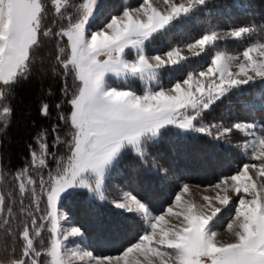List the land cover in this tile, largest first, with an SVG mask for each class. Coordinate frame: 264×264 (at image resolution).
Returning <instances> with one entry per match:
<instances>
[{
	"label": "snow or ice",
	"instance_id": "snow-or-ice-1",
	"mask_svg": "<svg viewBox=\"0 0 264 264\" xmlns=\"http://www.w3.org/2000/svg\"><path fill=\"white\" fill-rule=\"evenodd\" d=\"M207 4L208 0H163L157 6L153 0H144L140 7L125 8L120 15L112 16L101 30L91 31L92 22L106 7L104 0H0V101L7 98L19 80L28 78L34 49L40 47L42 38L53 35L60 40L66 38L65 47L57 45L55 62L65 77L71 74L79 82L67 100L70 114L59 117L73 129L70 154L57 162L55 174L49 172L47 180L39 177V192L37 180L28 174V168L15 174L19 195L30 193L36 212L46 197L47 208L38 225L37 217L20 201V211L30 218V224L25 223L18 233L21 253L7 261L0 260V264H264V122H237L231 127L199 123L202 114L233 89L257 80L264 82V43L249 45L240 54L243 60L236 65L238 71L231 68L239 55L216 52L206 71L190 73L167 90L151 87L162 69L178 65L187 57L179 48L148 56L146 42ZM49 8L56 17L53 25H63L55 32L43 23ZM255 31V26L235 27L223 35L211 30L187 47L199 48L193 54L200 55L220 40L244 39ZM132 49L135 54L129 58L126 50ZM112 77L138 79L147 86L137 94L132 89L112 86ZM67 89L65 84V96ZM12 111L10 106H3L0 118L10 116ZM48 112L49 105L45 103L41 114L47 116ZM169 125L216 140H225L233 130L239 131L250 137L240 147L254 163H245L235 174L211 185L206 190L211 194L200 197L203 203L191 199L190 188L184 184L173 203L159 215L153 214L148 203L136 195L125 193L121 201H113L114 207L137 214L147 224V229L121 255L68 249L69 237L82 233L78 227L62 230L58 208L61 201L73 198L77 189H87L93 197L107 200L105 178L113 163L126 149L143 156L146 143L158 138ZM37 141L39 153L31 152V164L44 168L50 155L46 134L41 133ZM230 204L234 213L227 217L226 230L231 238L221 240L215 225L224 222V210ZM12 218L13 208L0 194V227L10 235ZM45 227L50 233L47 247L39 239ZM42 256L47 259L42 261Z\"/></svg>",
	"mask_w": 264,
	"mask_h": 264
},
{
	"label": "trees",
	"instance_id": "trees-1",
	"mask_svg": "<svg viewBox=\"0 0 264 264\" xmlns=\"http://www.w3.org/2000/svg\"><path fill=\"white\" fill-rule=\"evenodd\" d=\"M111 1L106 0V3L111 4ZM74 2L79 3L80 0ZM123 3L122 0H114L112 6L117 7V10L113 11V14L119 11ZM106 16L104 19L108 20ZM101 18L103 15L99 17ZM54 19H56L54 11L49 8L43 23L45 27H52L55 32L63 25L59 23L53 25ZM104 19L93 28L104 25L106 22ZM213 21H218L226 27L255 26V32L242 39L243 43L239 41L237 48L242 49L256 40L264 39V0L211 2L192 13L190 18L183 20L182 23H173L162 33H177L173 39H179L181 36L187 42L203 35L209 27L208 24ZM180 24L183 25L182 28L178 26ZM162 33H157L147 42V52L155 50L154 47ZM58 43L60 47H65L66 38L60 40L55 35L42 38L40 47L34 49L33 66L28 78L19 80L7 98L0 101V110L5 105L13 109L10 116L0 118V194L5 195L6 205L10 204L13 208L12 234L0 228V260L7 261L21 253L22 241L18 233L25 223L30 224V218L20 211V201L23 200V207L28 208L37 217L38 225L41 223L39 218L45 214L47 208L46 197L41 199L40 211L36 212L35 206L31 203V194L23 197L19 195L16 172L28 168V174L37 180L39 192V177L43 176L47 180L49 172L55 174L57 162L66 159L70 154L68 145L73 129L70 123L60 120L59 117L61 114L64 116L70 114L71 106L67 100L78 89L79 82L75 81L71 74L65 77L62 67L55 62ZM53 68L56 72H53ZM112 81H115V87L136 88L125 84L128 81ZM135 81L138 82V89L135 90L144 92L142 82L138 79ZM65 84L68 86L67 96L64 93ZM45 103L49 105L47 116L41 114V107ZM262 103L264 82L242 85L205 111L201 121L205 124L215 121L232 126L236 120H253L261 124L264 122ZM57 104L61 105L59 109L56 107ZM41 133L46 134L50 153L47 157V167L44 168L33 167L31 164V152L39 153L37 138ZM232 135L225 140H216L213 136L184 132L174 125L167 126L162 130L161 138L146 143L143 156L132 149H126L114 162L112 166L120 169L117 173L114 171V174L111 168L107 172L105 190L107 200L101 201L93 197L87 189H77L73 198L62 200V205L75 224L84 230L85 244L90 250L103 256L121 254L137 240L140 231H136L135 228L136 217L114 208L111 200L113 190L110 189L112 183L130 190L148 203L154 211L162 212L184 183L212 185L222 177L236 173L245 163L252 161L250 155L239 145L244 137L236 131ZM151 156L156 162L155 167L151 164ZM49 238L50 233L45 227L39 238L43 240L44 247H47ZM36 246L39 250V240ZM46 259L44 256L41 257L42 261Z\"/></svg>",
	"mask_w": 264,
	"mask_h": 264
},
{
	"label": "rangeland",
	"instance_id": "rangeland-1",
	"mask_svg": "<svg viewBox=\"0 0 264 264\" xmlns=\"http://www.w3.org/2000/svg\"><path fill=\"white\" fill-rule=\"evenodd\" d=\"M122 1L124 3H123L122 6H120L119 11L116 14L115 13L113 14V11L117 10L116 9L117 7L112 6L114 0H112L110 2L111 4L106 3V0H104V3L106 5V7L103 10V14H102L103 15V18H101V19L103 20L105 18L104 16H106V15H107L106 17L109 18L108 20H105L104 19L106 21V22L104 21L105 24L110 20V18L112 16L120 15L125 8H133V9L134 8H138L144 2V0H122ZM215 1H220V0H208V3L215 2ZM162 2H163V0H153V3L156 4L157 6H160L162 4ZM177 2H179V0H177ZM118 4H119V2H118ZM110 7H114V8L109 9ZM101 16H99V17H101ZM108 16H110V17H108ZM99 17L98 18H95L94 19V22H92L91 29H90L91 31L101 30L104 27L105 24L102 25V26H100V27L93 28L94 25L96 26L101 21V19H99ZM182 22L183 21H181V23ZM178 26L180 28L183 27V25H181V24L178 25ZM208 26L209 27L206 29V31L203 33V35L206 32L211 31V30H215L218 33H220L221 35H223L224 33L229 32L233 28H235L233 26L226 27V26H224V24H221L218 21L210 22L208 24ZM203 35H200V37H197L194 40H190V41H187L186 42L185 40H183V38L181 36H180L179 39L174 38L175 39L174 40L173 37H176L177 36V33H171V34L169 33V34H167L165 32V33H162L160 35V39L157 42L156 46L154 47V49H155L154 51L152 50V52H147V49L148 48L146 49V47H145V51H146V54L148 56L163 55L165 52L169 51L170 49L179 48L181 50V55L187 57V59L181 61L178 65H174V66H170V67H166V68L162 69L161 72H160L158 81H154L152 83V85H151V87L154 90H159L161 87L163 89L167 90V89L173 87L175 85V83L182 82L184 79H187V77H188V75L190 73L191 74H198V73H200L202 71H206L207 68L210 66L211 59L213 58V56L215 55L216 52H224V53L231 54V55H234V56H238L239 55L240 56V59L239 60H236V61H233L232 68H231V70L233 72L238 71V69L236 68V65L239 64L243 60V57L240 54L249 45L246 46V47H244V48H242V49L241 48H237V45H239L240 42H242V39H235V38L228 37L226 39H223V40L218 41L213 48L206 50L205 52L201 53L200 55H194L193 54L194 52H199V48L189 50L188 47H187V45L188 44H191V43H194L195 40L200 39ZM248 39L249 38H247V40ZM257 42L264 43V39H262V40H256L255 42L251 43L250 45L255 44ZM146 44H147V42H146ZM126 51H128L129 58H132L134 56V54H135V50L134 49H132V50H126ZM100 59H104V57L101 56ZM110 80H111V82H110ZM112 80H122V79H117L115 77H112V78L109 79V83L112 84V86L115 87V81H112ZM135 80L136 79H134V80L133 79H131V80L129 79V80H127L128 82L125 83V84L131 85L134 88L136 87L135 89H138V87H137L138 86V84H137L138 82H136ZM141 82H142L141 83L142 84L141 85L142 89H145L146 86H147L146 83L143 82V81H141ZM258 82H260V81L257 80L255 83H258ZM127 89H131V88H127ZM135 89H132V90H135ZM135 91L137 92V94H142L143 93V92L140 93L137 90H135ZM237 122L252 123V122H255V121H253V120H247V121H245V120H236V121H234V123H237ZM199 123H202L204 125L216 124V125H218L220 127H231L230 124L229 125H227L225 123L221 124V123L215 122V121L214 122L211 121V122L205 124L204 122H202L200 120ZM255 123L256 124H259L260 122H255ZM213 131H216V130L214 129ZM235 131L236 130H233L232 133L229 136H233L232 134ZM236 132H239V131H236ZM240 134H241V136L244 137V140L239 144V145H242L243 142L245 141V139H250V137H245L241 132H240ZM159 138H161V135L158 138H156V139H159ZM148 142H151V141H148ZM148 159H149V157H148ZM151 159H152V163L151 162L150 163L152 164L153 167H155V163L156 162L154 160V157L151 156ZM248 163H254V161H250ZM114 167L115 166H112L111 167V169H113L112 170L113 171L112 172L113 174H114V171H116V173H117L119 171V169H120V168H117V167L114 168ZM114 169H116V170H114ZM107 174H106V177H107ZM228 176H230V175H228ZM115 180H116V178H115ZM184 184H187L189 186L190 191H191V197L190 198L193 199V200H195L197 203H203V201L200 199V197L202 195H209V194H211L210 191H206L207 189H210L211 185L201 186V185L196 184V183H193V182H188V183H184ZM105 185H106V178H105ZM106 187H107V185L105 186V189H106ZM181 187L179 188L177 194L180 192ZM110 189L113 190V191H111V193H112V197H111L112 202L113 201H121L123 199V196H124L125 193L134 195L130 190L125 189V188H122L121 186H118V184H116V183H112V185L110 186ZM188 198L189 197H187V196L185 197V199H188ZM234 199H235V197H234ZM173 201H174V198H173L172 201H170L166 205V207L164 208V210L162 212H159L158 213V212L154 211L152 208H150V209L153 212V214H155V215L162 214L166 210V208L173 203ZM58 208H59L60 214L62 215V219L60 220V224H61L62 230L67 231V230H70L73 227H78V228H80L81 233H82L79 236H71V237H69V240L66 242L67 248L68 249H71L73 251H92L85 244L86 235L84 233V230L81 228L80 225L75 224V222L73 221V218L70 217V215L68 214V212L63 207L62 201H61V204L58 205ZM114 208L117 209L116 207H114ZM118 210L120 212H124L125 214L126 213L128 214V212H126L124 210H121V209H118ZM233 213H234V206L230 204L228 206V209L224 210V222L218 223L217 225H215V230H217L218 231V234H219L218 238L221 239V240H227V239H230L231 238L230 237V234L226 230V220H227V217L229 215L233 214ZM128 215H132V216L136 217L137 225L135 226V228H137L136 231H140L139 232V235H141L147 229V224L137 214L129 213ZM168 219H171V218L168 217ZM172 222L175 223L174 220ZM121 254L109 255V256H117V255H121ZM77 264H79V262H77ZM114 264H115V262H114Z\"/></svg>",
	"mask_w": 264,
	"mask_h": 264
}]
</instances>
